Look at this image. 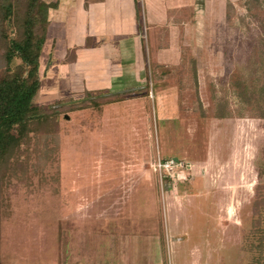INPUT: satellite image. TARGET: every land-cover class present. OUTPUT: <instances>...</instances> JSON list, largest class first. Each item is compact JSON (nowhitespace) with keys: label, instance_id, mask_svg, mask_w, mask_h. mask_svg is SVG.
<instances>
[{"label":"rangeland","instance_id":"374dc122","mask_svg":"<svg viewBox=\"0 0 264 264\" xmlns=\"http://www.w3.org/2000/svg\"><path fill=\"white\" fill-rule=\"evenodd\" d=\"M13 2L21 16L26 0ZM140 3L144 58L114 55L112 83L91 94L49 23L34 102L59 125L30 133L0 190V264H264V0ZM16 15L0 7V80L28 68L5 57ZM158 158L182 165L160 172Z\"/></svg>","mask_w":264,"mask_h":264},{"label":"trees","instance_id":"16d2710c","mask_svg":"<svg viewBox=\"0 0 264 264\" xmlns=\"http://www.w3.org/2000/svg\"><path fill=\"white\" fill-rule=\"evenodd\" d=\"M41 3H45L48 8H56L59 0L45 2L44 0H26L25 7L14 11L13 0H0V7L5 16L17 14L19 18L20 31L17 38H12L9 42L3 40L7 47L5 57L10 64L16 56L28 67L26 73L16 71L9 77L0 80V190L11 174H16L19 169L20 160L24 153L22 145L25 143L26 152L31 153L32 137L30 133L38 136H48L57 133L59 109L56 107H46L35 104L34 98L41 85L40 68L41 54L47 40L50 20L48 15L38 16V8ZM136 17L138 28L143 31L142 8L140 0H136ZM43 19L44 21L40 20ZM5 35V34H3ZM5 37V36H4ZM91 94V90H87ZM112 96L89 97L94 105L108 103L124 94ZM87 105L85 100L75 105ZM259 184L257 185L256 207L264 208V162L258 167ZM257 226L262 225L257 221ZM261 231V241L255 245L264 248V228ZM259 231H254L258 233Z\"/></svg>","mask_w":264,"mask_h":264},{"label":"crops","instance_id":"0c3cea01","mask_svg":"<svg viewBox=\"0 0 264 264\" xmlns=\"http://www.w3.org/2000/svg\"><path fill=\"white\" fill-rule=\"evenodd\" d=\"M149 1L146 0L148 6ZM135 2L136 0H59L58 6L52 10L55 18L50 12V22L56 24L62 39H65L66 50L74 54L73 60L63 59L61 65L67 66L69 78H81L84 89L98 90L112 83L114 72L108 70V67L110 60L116 57L114 55H121L120 58L123 59L128 52H136V62L144 58L142 31L138 28ZM163 4L166 7V2ZM75 68L77 72L73 71ZM49 79L46 85L50 84ZM56 83L52 80L50 85Z\"/></svg>","mask_w":264,"mask_h":264},{"label":"built area","instance_id":"2783aa9c","mask_svg":"<svg viewBox=\"0 0 264 264\" xmlns=\"http://www.w3.org/2000/svg\"><path fill=\"white\" fill-rule=\"evenodd\" d=\"M154 169L159 170L160 172L170 173V170H174L175 167L178 168L180 165L179 159L169 158V159H162L158 158L154 163Z\"/></svg>","mask_w":264,"mask_h":264},{"label":"water","instance_id":"95a60500","mask_svg":"<svg viewBox=\"0 0 264 264\" xmlns=\"http://www.w3.org/2000/svg\"><path fill=\"white\" fill-rule=\"evenodd\" d=\"M129 89H131V88H129ZM126 90H128V89H122V90H120V91H126ZM175 159H178V158H175Z\"/></svg>","mask_w":264,"mask_h":264}]
</instances>
